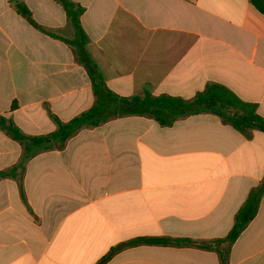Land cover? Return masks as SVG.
Instances as JSON below:
<instances>
[{
  "label": "crops",
  "instance_id": "obj_1",
  "mask_svg": "<svg viewBox=\"0 0 264 264\" xmlns=\"http://www.w3.org/2000/svg\"><path fill=\"white\" fill-rule=\"evenodd\" d=\"M70 1L83 8L79 57L112 93L189 100L217 84L264 118V14L250 0ZM79 43L56 1L0 0V115L35 136L56 129L50 114L67 122L88 110ZM20 155L0 130V171ZM262 179L264 132L242 134L210 113L170 127L140 116L84 126L27 161L24 200L18 178H0V264H97L137 238L220 239ZM104 264L220 262L194 247L138 245ZM227 264H264V195Z\"/></svg>",
  "mask_w": 264,
  "mask_h": 264
},
{
  "label": "trees",
  "instance_id": "obj_2",
  "mask_svg": "<svg viewBox=\"0 0 264 264\" xmlns=\"http://www.w3.org/2000/svg\"><path fill=\"white\" fill-rule=\"evenodd\" d=\"M54 1L62 6L68 22L80 37V43L76 46V54L79 57V50L83 48L86 41L79 24V17L83 13V8L70 0ZM250 1L260 13L264 14V0ZM18 12L32 26L40 29L31 19L27 9L21 8ZM47 34L54 38H59L51 32H47ZM78 62L86 69L91 82L94 97L92 106L67 122H61L57 117L50 114L56 129L48 134L35 136L23 134L11 118L0 115V130L11 140L17 142L21 148V155L17 163L8 169L0 171V178H18L20 181L24 166L28 160L41 152L62 148L66 141L84 126L97 127L103 122L116 117H146L154 120L161 127H170L174 122L186 116L210 113L219 117L223 123L242 134H247L250 130L264 132V118L257 114L256 105L241 101L235 94L221 85H207L204 90L196 93L189 100L168 95L155 96L149 93L123 97L112 93L105 86L95 64L89 58L86 56L79 57ZM14 107L15 104H12V108ZM19 191L21 198L24 200L21 181L19 183ZM262 195H264V179L257 187L250 190L246 200L234 216L231 230L223 238L199 242L190 239H171L166 237L137 238L111 249L97 264H104L113 253L120 249L138 245L194 247L215 252L220 264H227L232 244L255 217Z\"/></svg>",
  "mask_w": 264,
  "mask_h": 264
}]
</instances>
